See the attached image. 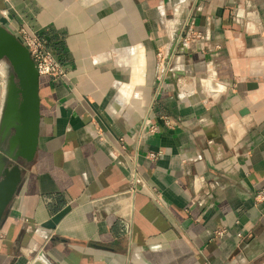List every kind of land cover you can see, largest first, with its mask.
<instances>
[{"label": "crops", "instance_id": "0c3cea01", "mask_svg": "<svg viewBox=\"0 0 264 264\" xmlns=\"http://www.w3.org/2000/svg\"><path fill=\"white\" fill-rule=\"evenodd\" d=\"M0 26L66 73L0 264H264V0H0Z\"/></svg>", "mask_w": 264, "mask_h": 264}, {"label": "water", "instance_id": "95a60500", "mask_svg": "<svg viewBox=\"0 0 264 264\" xmlns=\"http://www.w3.org/2000/svg\"><path fill=\"white\" fill-rule=\"evenodd\" d=\"M9 74L0 117V229L24 180L23 167L32 165L39 151L41 75L29 50L16 35L0 26V62Z\"/></svg>", "mask_w": 264, "mask_h": 264}, {"label": "built area", "instance_id": "2783aa9c", "mask_svg": "<svg viewBox=\"0 0 264 264\" xmlns=\"http://www.w3.org/2000/svg\"><path fill=\"white\" fill-rule=\"evenodd\" d=\"M189 32L192 33L191 30H189ZM17 38L31 53L41 76H49L56 80L66 77L64 67L58 58V55L37 33L21 29ZM164 126L167 128H173L175 123L168 118H165ZM145 127H147L148 132L151 134H155L158 131V126L152 124L150 120L145 121ZM151 157L156 158L157 156L152 154ZM256 199L258 202H264V189L258 192Z\"/></svg>", "mask_w": 264, "mask_h": 264}, {"label": "rangeland", "instance_id": "374dc122", "mask_svg": "<svg viewBox=\"0 0 264 264\" xmlns=\"http://www.w3.org/2000/svg\"><path fill=\"white\" fill-rule=\"evenodd\" d=\"M11 72H12V69H11L10 64L6 60L1 61L0 62V117H1L3 104H4L5 89L7 87L9 74ZM134 92L129 97L132 98Z\"/></svg>", "mask_w": 264, "mask_h": 264}, {"label": "clouds", "instance_id": "9594fccd", "mask_svg": "<svg viewBox=\"0 0 264 264\" xmlns=\"http://www.w3.org/2000/svg\"><path fill=\"white\" fill-rule=\"evenodd\" d=\"M220 87H221V88H223V86H222V85H221Z\"/></svg>", "mask_w": 264, "mask_h": 264}]
</instances>
